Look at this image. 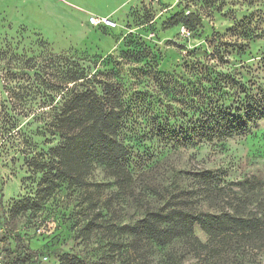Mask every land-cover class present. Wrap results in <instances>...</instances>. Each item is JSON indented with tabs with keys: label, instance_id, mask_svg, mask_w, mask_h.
Returning <instances> with one entry per match:
<instances>
[{
	"label": "rangeland",
	"instance_id": "374dc122",
	"mask_svg": "<svg viewBox=\"0 0 264 264\" xmlns=\"http://www.w3.org/2000/svg\"><path fill=\"white\" fill-rule=\"evenodd\" d=\"M177 12L195 15L191 37L171 26ZM93 16L117 26L91 23ZM217 46L227 50L220 68L264 95V0H0V250L7 263L59 264L65 252H75L92 264H130L118 254L126 246L114 228L165 204L155 187L205 168L229 181L264 179V120L222 147L169 139L174 127L196 121L201 80L191 67ZM81 66L95 81L122 89V139L132 149L134 187L119 192L97 166L86 186L64 183L25 209L23 200L36 195L41 179L37 166L60 141L54 124L67 94L66 68ZM88 196L94 201L87 203ZM92 216L101 227L87 240L81 228ZM195 234L206 241L198 226ZM194 248L192 241L146 247L134 253V264L217 263ZM222 264H264V247L231 251Z\"/></svg>",
	"mask_w": 264,
	"mask_h": 264
},
{
	"label": "trees",
	"instance_id": "16d2710c",
	"mask_svg": "<svg viewBox=\"0 0 264 264\" xmlns=\"http://www.w3.org/2000/svg\"><path fill=\"white\" fill-rule=\"evenodd\" d=\"M196 23L193 14L177 12L171 17V26L178 25L179 33V27L186 25L193 35ZM226 51L217 46L208 59L193 63L191 71L201 80L195 83L198 107L192 117L196 121L174 127L170 140L183 138L189 143L222 147L228 139L248 133L264 120V95L255 93L237 74L220 68L228 61L223 60ZM65 72L67 94L54 124L60 141L50 149V160L37 166L41 179L36 195L23 200L25 209L52 197L64 183L86 186L97 166L105 168L123 194L135 184L129 166L132 149L122 139L127 111L121 87L111 81H95L83 66L68 67ZM78 85L82 88L77 89ZM185 174L154 188L165 204L149 205L134 222L116 224L118 241H125L126 246L118 254L130 257L129 263L134 264V253L146 247L166 248L192 241L195 250L208 255L209 262L222 264L231 251L264 247L263 178L251 175L229 181L224 173L210 168ZM86 201L91 203L94 197L88 196ZM97 221L98 216H92L81 228L85 239L101 227ZM197 226L207 235L206 241L196 236ZM3 264L15 262L3 258ZM59 264L92 263L79 253L65 252ZM100 264H118V260Z\"/></svg>",
	"mask_w": 264,
	"mask_h": 264
},
{
	"label": "built area",
	"instance_id": "2783aa9c",
	"mask_svg": "<svg viewBox=\"0 0 264 264\" xmlns=\"http://www.w3.org/2000/svg\"><path fill=\"white\" fill-rule=\"evenodd\" d=\"M158 1V0H156ZM91 23H95V24H98V23H104L105 25L107 26H111V27H116L117 26V23L113 20H111L110 18L108 17H102V18H99V17H91L90 19ZM179 30H180V33L184 36V37H191L192 36V31L191 29L186 26V25H181L179 27ZM5 232V228L4 226L1 224V221H0V237L2 236V234ZM3 254L1 253V250H0V264H3Z\"/></svg>",
	"mask_w": 264,
	"mask_h": 264
}]
</instances>
